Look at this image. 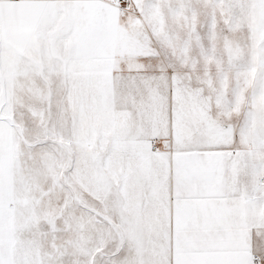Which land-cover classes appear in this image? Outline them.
I'll return each instance as SVG.
<instances>
[{
    "label": "snow or ice",
    "instance_id": "1",
    "mask_svg": "<svg viewBox=\"0 0 264 264\" xmlns=\"http://www.w3.org/2000/svg\"><path fill=\"white\" fill-rule=\"evenodd\" d=\"M0 264H264V0H0Z\"/></svg>",
    "mask_w": 264,
    "mask_h": 264
}]
</instances>
